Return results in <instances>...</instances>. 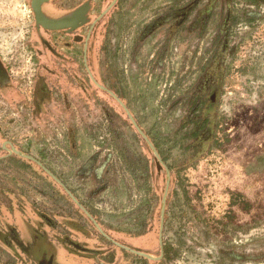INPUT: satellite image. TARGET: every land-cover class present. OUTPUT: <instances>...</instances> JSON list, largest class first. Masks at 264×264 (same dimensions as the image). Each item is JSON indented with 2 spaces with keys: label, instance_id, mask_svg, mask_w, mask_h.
I'll return each instance as SVG.
<instances>
[{
  "label": "rangeland",
  "instance_id": "rangeland-1",
  "mask_svg": "<svg viewBox=\"0 0 264 264\" xmlns=\"http://www.w3.org/2000/svg\"><path fill=\"white\" fill-rule=\"evenodd\" d=\"M132 2L44 4L67 13L88 3L89 22L69 33L38 27L30 0H0V142L21 156L0 162V264H264V0ZM105 9L86 53L92 79L83 40ZM117 78L164 165L97 85L117 89ZM204 79L216 85L210 109ZM198 92L194 118L208 116L210 130L192 137ZM13 214L35 221V260L13 237Z\"/></svg>",
  "mask_w": 264,
  "mask_h": 264
},
{
  "label": "water",
  "instance_id": "water-1",
  "mask_svg": "<svg viewBox=\"0 0 264 264\" xmlns=\"http://www.w3.org/2000/svg\"><path fill=\"white\" fill-rule=\"evenodd\" d=\"M49 1L50 0H33L31 3L32 9L35 13L36 24L38 27L40 26L43 30L52 31V32H69L70 33V32H74V31L78 30L79 28L83 27L84 24L89 22V17L87 15V10H88L87 6L81 5V6L77 7L76 9L69 11L67 13H61V11L58 8L51 6V8L49 10L52 13H47V11L44 9L43 5L44 4L47 5L49 3ZM58 11H59V13H58ZM106 11H107V9L102 11L99 16H97L95 19H93L89 23L87 33H86L84 40H83L84 63H85V67H86V69H87V71H88V73L92 79H94V77H93V75H92V73H91V71L87 65V54L86 53L88 50L89 41H90V38H91V35L93 32V29H94L95 25L100 21L101 17L103 16V14ZM127 113L131 117L128 110H127ZM131 119L133 120L132 117H131ZM139 131L141 132V130H139ZM148 143L150 144V146L153 149V145L149 141H148ZM155 153H156V151H155ZM165 192H167V190ZM68 193L73 200H76V198L71 194V192L68 191ZM162 213H163V209H162ZM11 219L15 223V230L16 231L14 230V233H13L14 239L17 240L19 246L22 247L23 253L29 255L30 257H33V260H35L36 255H34L31 252V250L29 249V245H28L30 243H33L34 239L40 237L38 235V233L34 232L32 229V228H35L34 227L35 221L33 219L25 216V215L19 216V214L18 215L13 214ZM5 221L7 223H10L8 220H5ZM7 225H6V228L4 229V231L8 229ZM34 233H36V234H34ZM0 234H1V232H0ZM42 240L47 242V244L50 243V241H48V239H46V238H42ZM115 243L117 245H119V243H117V242H115ZM130 250L136 254H139V255H142L145 257H150V255L148 253H145L142 251H137L134 249H130ZM51 261H52V259L50 258V260L46 264H53Z\"/></svg>",
  "mask_w": 264,
  "mask_h": 264
},
{
  "label": "flooded vegetation",
  "instance_id": "flooded-vegetation-1",
  "mask_svg": "<svg viewBox=\"0 0 264 264\" xmlns=\"http://www.w3.org/2000/svg\"><path fill=\"white\" fill-rule=\"evenodd\" d=\"M32 1L33 0H30V4L32 3ZM83 1H90V0H83ZM110 1H112V3L115 1V3H114V5H116V3L118 2V1H125V3H126V5L127 6H130L131 5V1H136V0H110ZM127 1V2H126ZM145 2H144V4H149V3H151L152 1H155V0H144ZM132 2V3H133ZM82 5H84V6H87L88 7V3H83ZM81 6V5H80ZM31 9H32V6H31ZM104 11V10H103ZM32 14H33V18H34V20H35V13H34V11H33V9H32ZM159 15H160V17H163V21H167V15H166V13L165 14H162L161 12L159 13ZM35 22H36V20H35ZM159 25H160V27H161V29H162V22L160 21V22H157ZM157 26V24H154L153 26H151V23H148L147 24V29H149L148 30V32L146 31V38L148 37V36H150L151 35V32L155 29V27ZM152 27V28H151ZM185 27V24H184V22L183 21H180V23H178L177 24V26H176V29H183ZM151 28V29H150ZM165 33H166V36H165V39H163V41H164V43H163V41H162V43H161V45L163 46V48L162 49H167L166 48V43L165 42H167V29H165V31H164ZM83 56H84V53H83ZM165 57V52H163V55H161V60H160V62H159V64H162L163 65V63H164V61H162V59ZM83 62H84V57H83ZM131 63H133L132 61L130 62V64ZM1 64V63H0ZM84 65H85V63H84ZM131 65H133V64H131ZM135 67V66H134ZM3 81H5V75L3 74V72H2V67H1V65H0V83L1 82H3ZM117 81V82H116ZM115 81V83L117 84V89H109L108 87H106L104 84L102 85V84H100V83H98L97 85H99V87H102L104 90H106L111 96H113L115 99H117V100H119V102L123 105V107L126 109V110H128L129 111V113H130V111H131V109L128 107V105H126V103H123V99H124V95L122 94V92L119 90V87L122 85H120L119 84V81H120V79H118L117 78V80ZM119 84V85H118ZM202 89L204 90V89H206L208 92H209V94H210V96L209 95H207L208 97H206V99L208 98V105L206 106L207 107V109H210L214 104H215V96H216V94H214V91L216 92V85H215V81L214 80H210V79H204V81H202ZM204 92V91H203ZM212 92H213V94H214V96H213V94H212ZM204 93H202V95H199V92H198V94H197V97L198 98H194V100L190 103V105H189V112H188V118H187V123H189V124H191L190 126L191 127H193V122L192 121H194L195 120V118H194V116H195V112L197 111V109L199 108L200 109V107L203 105V103H204V101H205V99H202V97L204 96L203 95ZM198 102V103H197ZM203 102V103H202ZM196 103V104H195ZM201 103H202V105H201ZM202 108V107H201ZM130 115H131V117L133 118V120L131 119V117H130V119H131V121H132V124L134 125V127H136V129H137V131L143 136H145V138H146V141L148 140L152 145H153V149H152V147L150 146V144L148 143V141H147V143H148V145L150 146V149L154 152V154H155V160H157V162L159 163V166H161V165H164V157H162V155H161V150L159 149V147H158V144H157V142L156 141H154L153 140V138H150L144 131H143V129H142V127H141V125L139 124V122L136 120V118L134 117V115H132L131 113H130ZM200 116V115H199ZM199 116H198V118H199ZM203 117H207L208 118V125H207V127H206V129L205 130H202V132H201V134L202 135H204V134H206V132L208 133L209 132V123H210V119H209V117L208 116H204L203 115ZM191 127H190V129H189V134L192 136V134H191ZM139 130H141V132L139 131ZM143 136V137H144ZM201 136V135H200ZM200 136H198V137H200ZM149 137V138H148ZM193 137V136H192ZM19 148L17 147V145H15V144H13L12 142H8V141H1L0 142V162H2V161H4V160H8V159H13L14 158V160H15V158H21V156L19 155L20 154V152H19V150H18ZM155 151H156V153H155ZM33 159H36V158H33ZM36 161L37 162H39L37 159H36ZM40 163V162H39ZM45 169H47V168H45ZM47 171H48V169H47ZM54 176V175H53ZM56 178V177H55ZM57 180H59L60 181V179H58V178H56ZM77 203H78V201L77 200H75ZM85 211H86V213H88L89 214V212L87 211V209H85ZM90 215V214H89ZM163 234H164V214L162 213V215H161V222H160V227H159V231H158V241H159V245H160V247H161V253H160V255H161V259L162 258H164L165 257V242H164V239H163ZM108 239H110V241H112V242H117V241H115V240H113L111 237H109L108 236ZM117 243H119V242H117ZM116 244V243H115ZM117 245V244H116ZM118 246H120V247H122V248H124V249H126V250H129V251H131L130 249H133V248H131V247H129V246H127V245H124V244H121V243H119V245ZM129 248V249H128ZM135 250V249H134ZM137 251H140V250H137ZM132 252V251H131ZM143 252V251H142ZM43 257H41L39 260H38V263L39 264H46L47 262L46 261H44L43 259H42ZM69 258H73V259H76V258H74V257H69ZM242 260H245V261H248V260H254V258H251V257H249L246 253H243L242 254V256L240 257Z\"/></svg>",
  "mask_w": 264,
  "mask_h": 264
},
{
  "label": "trees",
  "instance_id": "trees-1",
  "mask_svg": "<svg viewBox=\"0 0 264 264\" xmlns=\"http://www.w3.org/2000/svg\"><path fill=\"white\" fill-rule=\"evenodd\" d=\"M228 20H229V18H228ZM229 28V26H226V29H228ZM225 29V30H226ZM226 33H224V35L223 36H225V38L224 39H222V41H223V46H227V33H228V30L227 31H225ZM220 35H217V38L219 37ZM222 37V36H221ZM219 39H220V37H219ZM212 94H213V92H212ZM214 94H216V92L214 91ZM214 94H213V96H214ZM209 96H210V94H209ZM203 103V102H202ZM202 103H201V105H202ZM196 104V103H195ZM194 124H193V127H191V134H192V136L193 137H198V136H200V135H202L201 134V132H202V130H205L206 129V127H207V125H208V118L207 117H203V116H200L199 118H196L194 121H192Z\"/></svg>",
  "mask_w": 264,
  "mask_h": 264
},
{
  "label": "bare ground",
  "instance_id": "bare-ground-1",
  "mask_svg": "<svg viewBox=\"0 0 264 264\" xmlns=\"http://www.w3.org/2000/svg\"><path fill=\"white\" fill-rule=\"evenodd\" d=\"M61 254L63 255V253L61 252ZM69 258V257H68ZM69 263L71 264H81L80 261H77V259H74V261H71L69 259H67Z\"/></svg>",
  "mask_w": 264,
  "mask_h": 264
}]
</instances>
